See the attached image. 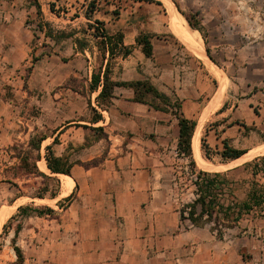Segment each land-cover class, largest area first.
<instances>
[{"label":"rangeland","instance_id":"374dc122","mask_svg":"<svg viewBox=\"0 0 264 264\" xmlns=\"http://www.w3.org/2000/svg\"><path fill=\"white\" fill-rule=\"evenodd\" d=\"M38 1L42 15L38 14L34 0H16L14 7L17 11L11 12L12 18L6 15L8 0H0V211L4 207L11 209L10 216L0 227V264H16L17 255L12 239L18 223H21V229L15 241L23 251L24 264H74L75 256L68 250L73 243L68 234L74 226H68L59 219L68 205L66 208L57 205L58 200L68 196H62L63 177H59L60 193L56 198L46 196L45 200H39L40 197L35 195L43 191L45 186L54 188L56 182L40 175L23 173L16 167L19 159L12 146L26 145L34 133L47 136L44 146L42 143V158L37 160V166L49 174L41 163L46 162L45 146L53 145L54 138H58L54 134V125L71 119L89 121L93 115L89 100L96 108L93 103H96V93L89 90L91 64H88L87 55L75 56L76 51L72 48L75 37L85 38L88 40V49L93 48L96 52L92 65L97 68L102 63L96 39L84 32L88 30V22H94V18L106 12H110L112 18L117 17L114 10L120 13L122 9H128L130 15L131 9L139 22L146 14L164 12L171 30L177 36L175 40L180 48L182 63L188 70L186 73L193 76L194 66L197 68V78L198 73H201L203 93L199 98L200 103L209 106L219 91L216 76L203 60L186 48L176 33L168 8L162 0H98L100 9L93 13L92 20L85 16L91 0ZM173 1L183 15L190 16L203 26L206 33L205 48L208 45L213 47L212 60L228 81L218 107H223V111L209 114L201 132V137L205 136L208 143L209 158L201 146L200 157L193 154L195 171H227L235 167L227 172L226 179L231 182L229 186L233 188L234 198L244 200L253 180L264 186V168H258L255 175L252 173L256 169L255 158L264 152L254 151L248 158L227 166L223 164L229 162H222L219 152L223 149L224 138H228L229 144L234 147L247 151L264 143V0ZM51 2H54L55 12L50 10ZM18 6L24 10L18 12ZM45 22H49V25L46 26ZM47 29L54 36H58L61 30L74 31L75 36L56 39L46 36ZM132 60L139 62L138 70L142 72L143 64L140 63L138 49L133 52ZM186 83L194 84L193 77L188 78ZM99 135L104 138L101 147L104 156L109 147L108 136L102 131H99ZM125 135L127 142L131 134ZM167 147L170 157L166 159L168 172L163 176L164 188L172 206L179 210L183 203L195 196L191 181L195 176L191 171L194 167L187 157L177 152L176 147L171 144ZM75 150L80 151V148L75 147ZM63 157L65 165L69 162L84 163L75 157L71 160ZM202 161L211 167H203ZM246 162L249 164L244 167ZM159 178L162 179V176ZM108 186L113 187L112 184ZM78 191L72 189L70 202H87L85 197L78 195ZM62 203L66 205L67 202ZM20 205H48L56 213L38 216L28 209L27 215L19 214L11 218ZM211 225L214 224L211 222L204 226L210 228ZM189 226L194 225L188 220L182 221V228ZM220 239L224 240L219 242L217 254L212 259L206 255L208 249H202L195 255V249L182 248V264H264V202L244 213L233 227L224 228V236ZM172 258L178 263L176 256Z\"/></svg>","mask_w":264,"mask_h":264},{"label":"crops","instance_id":"0c3cea01","mask_svg":"<svg viewBox=\"0 0 264 264\" xmlns=\"http://www.w3.org/2000/svg\"><path fill=\"white\" fill-rule=\"evenodd\" d=\"M8 2L6 15L12 17L11 12L17 11L14 7L16 0ZM22 10L24 8L18 6V12ZM129 11L130 15L128 9H122L114 18L110 12L98 16L105 21L110 33L122 32L124 44L132 48L128 56L112 59V79H149L173 100L178 98L183 115L195 118L198 123L207 106L199 100L203 93L201 73L197 78L195 66L193 76L186 73L188 70L182 63L175 40L177 36L171 30L165 13L146 14L139 22L137 15L131 9ZM140 33L150 35L153 45L150 57L136 42ZM208 47L213 54V47ZM72 48L76 51L75 56H88L91 79L95 68L92 58L96 57V52L93 48L82 52L75 42ZM137 49L143 64L142 72L138 70L139 62L132 60ZM192 77L194 84L188 85L186 80ZM133 96L132 87L116 86L112 104L107 109L93 102L103 115L100 121L92 123L71 119L53 127L59 138L52 145L54 154L84 162L74 163L71 174H57L58 177H71L74 181L72 189L79 190L78 195L87 199L84 203L71 201L65 213L59 215V219L68 226H74L68 234L73 239L68 250L75 256L74 264H182V248L195 249V255L202 249H208L206 255L212 259L217 254L219 242L224 239L207 226L182 228L179 210L172 206L168 192L165 193L163 176L168 172L166 159L170 157L167 146L171 144L177 148L178 119L172 109L157 110L149 104L134 101ZM222 111L217 108L210 114ZM89 126H102L108 136L109 147L104 156L101 150L104 138L99 135L101 130L94 131ZM127 133L131 135L125 142ZM262 156L264 154L255 158L259 165L264 162ZM95 159L98 161H93ZM111 184L113 187L108 186ZM173 255L179 259L178 263Z\"/></svg>","mask_w":264,"mask_h":264},{"label":"trees","instance_id":"16d2710c","mask_svg":"<svg viewBox=\"0 0 264 264\" xmlns=\"http://www.w3.org/2000/svg\"><path fill=\"white\" fill-rule=\"evenodd\" d=\"M34 5L37 8L38 14L42 15L40 2L38 0H34ZM49 6L51 11H56L54 2H51ZM99 9V1L91 0L87 6V10L85 11L86 18L88 20H92L93 13ZM114 11L115 14H119V11ZM185 16L190 26L192 28L198 29L206 42V33L203 26L192 20L190 16ZM93 21L94 22H88V30H84V32L89 33L96 39L98 50L101 52V56L103 58L102 63L92 71L89 83L90 92H97L95 96L96 104L102 109H107L112 104L115 87L128 86L132 87L134 90V101L149 104L157 110L170 111V109H172L173 113L178 119L179 125L177 152L190 160V165L194 167L191 169V171L195 175L191 179L192 185L194 186L193 192L195 196L191 201L183 203L180 207V219L182 221L188 220L190 221L191 225L194 226H204L205 224L212 222L214 225L210 226L211 230L215 231L219 238H223L224 228L233 227L242 218L244 213L253 209L254 206L258 207L263 204L264 186L253 180L247 197L244 200L239 201L234 198L235 196L233 194V188L229 186V183L231 182H228L226 179L227 172L234 169L235 167L228 169L227 171L211 172L204 169H198L195 171L196 162L193 157L194 153L192 142L197 120L195 118L184 116L181 112V101L178 98L173 100L171 96L160 91L147 78L131 81L112 79V59L117 56H128L132 52V48L124 44V35L122 32L118 31L115 33H110L105 26L104 20L94 18ZM45 25H49V22H45ZM40 26L42 27L43 25ZM45 34L46 36L54 37L56 39L71 38L75 36L74 31L66 32L64 30H61L58 36H54L49 29L45 31ZM74 42L76 43L77 49L82 52L88 48V40L85 38L75 37ZM136 42L141 45V49L146 56H152L153 45L151 43L149 34L140 33L136 38ZM206 52L212 59L208 46H206ZM106 58L107 62L105 63ZM89 106L93 111V115L89 119L90 122L96 123L103 119L102 113L97 108L92 106L91 100H89ZM221 110H223V107ZM83 125L85 127L88 126L86 124ZM89 127L94 131L101 130L103 132L102 126ZM46 138L47 136L45 135L34 133L30 136L26 145L15 144L12 146V148L16 152L15 156L19 159V164L16 167L20 170H23V173L40 175L44 179H51L56 182L54 188L49 189V186H45V188H43L44 190L38 192V194L35 196L40 198H44L46 196H49L50 198H56L60 193V180L57 174H71V167L75 162H69L67 165H65L64 157L55 155L52 150V144H48L45 146L46 154L44 157L50 173L47 174L46 172L39 170L37 166V160L42 158L41 147L43 141ZM56 142H58L57 137H55L53 140V143ZM201 146L206 153V157L209 158V155L207 154L208 143L205 136L201 137ZM246 152V149L234 147L233 145L229 144L228 138H224L223 149L219 152V154L221 156L222 162H229L236 159L237 157L242 156ZM262 157L264 158V156ZM248 164L249 162H246L243 165L246 167ZM255 167L256 169H254L252 172L253 175L257 174L258 168H264V163L262 166L256 163ZM43 183L46 184L45 181ZM229 196H232V198ZM71 198L72 193L63 199L58 200L57 205L59 207L66 208L67 205H69ZM62 201H66V205H64ZM28 209H31L38 216L56 213V210L48 205H35L32 207L28 205H20L17 208V213L12 215L11 218L19 214L27 215ZM5 225L6 224H4V226ZM20 229L21 223H18L15 230V237L17 236ZM15 237L12 239V241L14 243V249L17 255L16 264H24V254L21 247L16 244Z\"/></svg>","mask_w":264,"mask_h":264},{"label":"bare ground","instance_id":"6f19581e","mask_svg":"<svg viewBox=\"0 0 264 264\" xmlns=\"http://www.w3.org/2000/svg\"><path fill=\"white\" fill-rule=\"evenodd\" d=\"M165 2L166 7L168 8V13L172 21V25L176 33L182 38L186 48L196 55L199 59L203 60L206 64V67L216 76L219 81V91L216 94V99L209 105L204 108L202 111L198 123L196 125L195 133L193 136V152L195 155H201V132L203 125L210 114V112L215 111L222 100V95L227 85V76L221 71L220 67L207 55L206 48L204 44V39L201 35V32L198 29L192 28L185 16L178 10L173 0H162ZM226 93V92H225ZM254 151L263 153L264 152V143L257 145L255 148L248 150L242 156L237 157L236 159L230 161L229 163L223 164L224 166L230 165L244 158H248L250 154ZM259 154V153H258ZM254 156V155H253ZM203 162V167L210 168L211 165L206 161ZM42 167L46 168L44 162L41 163ZM47 169V168H46ZM47 171V170H46ZM213 171V170H212ZM63 177L62 183V196L68 195L72 192L74 186V181L71 177L67 175H61ZM39 200H45L44 198H38ZM40 202V201H39ZM46 203V202H45ZM48 204V203H47ZM10 210L8 207L2 208L0 211V227L10 216Z\"/></svg>","mask_w":264,"mask_h":264}]
</instances>
